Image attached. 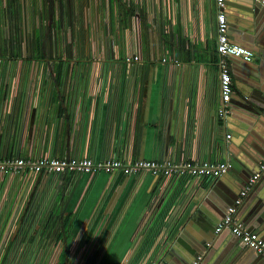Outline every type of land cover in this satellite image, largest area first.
Wrapping results in <instances>:
<instances>
[{
	"label": "crops",
	"instance_id": "obj_1",
	"mask_svg": "<svg viewBox=\"0 0 264 264\" xmlns=\"http://www.w3.org/2000/svg\"><path fill=\"white\" fill-rule=\"evenodd\" d=\"M157 1L167 17L160 27L145 11L153 12ZM128 2L130 8L123 0H0V57L51 56L54 39L64 40L66 55L88 56L90 27L104 20L108 7L118 10L127 41L132 38L126 25L130 13L143 14L138 32L140 62L76 65L62 84L52 79L51 65L44 64L38 79L31 81L30 65L5 61L0 73V93L7 90L6 99L0 96V154L126 162L233 161L234 166L217 181L120 171L84 173L72 179L63 173L44 184L42 196L59 203L60 218L73 216L61 236L72 258L80 255L82 264L158 263L189 217L199 233L208 229L210 234L205 233L209 240L203 249L183 240L179 247L186 256L189 249L202 256L201 264H247L246 246L231 233L215 234L214 220L224 203L233 205L250 177L245 175L256 172L264 158V110L257 104L264 105V13L256 20L242 11L230 22L231 14L244 5L224 0L226 22L233 27H228L230 42L255 52L250 63L226 59L234 94L225 104L226 115H231L225 119L218 115L222 102L215 0ZM160 37L168 59L164 63L157 57ZM129 46L133 47L130 41ZM114 49H123L122 36ZM173 57L177 64L169 61ZM213 185V206L201 204ZM262 200L264 170L235 212L238 221L264 238V219L255 216L260 208L258 215L264 212V203L259 208ZM61 228L60 223V232ZM162 262L183 264L179 254Z\"/></svg>",
	"mask_w": 264,
	"mask_h": 264
},
{
	"label": "built area",
	"instance_id": "obj_2",
	"mask_svg": "<svg viewBox=\"0 0 264 264\" xmlns=\"http://www.w3.org/2000/svg\"><path fill=\"white\" fill-rule=\"evenodd\" d=\"M264 12V0H255ZM130 8L128 0H123ZM109 6V5H107ZM216 6V52L219 55V92L222 105L218 115L224 117L226 110L224 104L228 102L233 94V86L227 57L230 55L227 49L240 46L230 42L228 37V25L226 22L224 0H215ZM131 11V10H130ZM150 20L158 27L166 20L162 2L158 1L151 9L145 10ZM102 22H97L89 30V55L75 56L66 55L64 51V40L62 42L54 39L52 42L55 50L51 56L25 57L21 55L1 56L0 73L4 70L5 61L10 64L30 65V80L36 81L42 72L44 64L51 65V77L53 80H68V74L76 65L82 64H116L136 63L143 60L141 52V40L139 38V25L143 21L140 10H134L128 17L131 28V44L125 38V25L120 19V14L114 6L106 9ZM98 21L100 19L98 18ZM98 24V25H96ZM48 25H46L47 27ZM56 32V30L54 31ZM159 34V33H157ZM122 36V50L114 49L116 42ZM160 36V35H159ZM27 38V36H25ZM127 42L125 44V42ZM158 43V60L162 63L168 59L163 55L162 39H156ZM25 42V40H24ZM61 47H59V45ZM253 54L246 47L240 46ZM172 63L178 60L173 57ZM24 67V66H23ZM22 71L21 69H19ZM23 72V71H22ZM36 84V82H35ZM71 84V82H70ZM0 96L6 99L7 90L2 89ZM2 101V100H1ZM5 101H2V105ZM225 138H230L226 134ZM228 160L215 162H196L190 159L180 161H154L136 159L126 162L116 158H103L95 160L90 157H58L39 153L36 155L0 154V264H82L80 255L72 258V250L69 251L66 238L60 235L58 216L59 203L48 201L42 196V188L45 183L51 184L59 175L67 173L72 179L84 173L95 174L98 172L120 171L124 175H136L146 172L152 175L169 178L177 176L184 179L210 177L217 179L225 175L230 169ZM264 170V158L259 164L258 170L247 180L244 188L239 191L233 201V205L227 207L225 215L215 225L214 233L218 234L228 230L246 247L252 249L257 255L264 259V238L258 235L235 218L237 207L242 203L244 197L261 176ZM71 185L66 188L67 195L70 194ZM60 215V214H59ZM202 256L197 255L190 264H199Z\"/></svg>",
	"mask_w": 264,
	"mask_h": 264
},
{
	"label": "water",
	"instance_id": "obj_3",
	"mask_svg": "<svg viewBox=\"0 0 264 264\" xmlns=\"http://www.w3.org/2000/svg\"><path fill=\"white\" fill-rule=\"evenodd\" d=\"M239 2H241L244 6H243V8L239 9L238 12H236L235 14H233V15L231 14V17H230V20H229L230 22H231L232 19L234 20V18H236L235 16L240 15V14H243L242 11H244L246 14H251L252 13V15H254V17H255L256 20L260 16H262L263 13H264L263 12V9L260 7L259 3L257 1H255V0H239ZM227 10L228 9H227V6H226L225 7V12H227ZM227 25H228L229 28L230 27L233 28L231 24H227ZM230 35H232V34H230ZM248 50H250L253 55L255 54V52H253L252 49H248ZM230 57H232V56H229L228 58H230ZM240 58L242 60H244L242 57H240ZM246 62L250 63L252 61L250 60V61H246ZM233 94H234V90H233ZM244 102L249 104V99H247V97H245L244 98ZM253 103H254V101H251V104H253ZM225 104H224V107H226ZM257 104L259 105V107H260L261 110H264V105L262 103L257 102ZM224 117H225V119H229L231 117V115H225ZM230 164L234 166L233 161H231ZM245 176H251V173H247ZM221 177H219L218 179H220ZM215 194H216V185H213V187H211L209 189V191H207L205 193L204 197L202 198L201 204L212 207L213 204H214L213 203V200L215 198L214 197ZM263 203H264V201L262 200L261 203L259 204L260 205L259 208L261 206H263ZM227 204H229V203H227ZM227 204L224 203L223 208L221 206V208H222L221 211L222 212L220 211L221 213H219L218 218L214 220V224L215 225L225 215V212H226L225 209L227 208L226 207ZM259 210H258V212H259ZM258 212H256V214H255L256 218L259 216L257 218L258 220L264 219V212H261L259 215H258ZM255 216H254V218H255ZM191 220L195 223V220L193 218L189 217L188 219H186V221H184V223H182L180 225V228H179L178 232L175 233V235L173 236V238L169 241V243H168L169 245L168 244L166 245V247L164 248V250H163V252H162V254H161V256H160V258L158 260V263H155V264H165L162 261H165L167 257L170 258V257H172L173 255H176V254H179L180 255L181 260L183 261V264H188L189 262H191L195 258L196 254L194 252H191L189 249L186 248L187 251H189V253H190V254H188V256H186L187 253L186 252L184 253L180 249V247H179V245H181V246L184 245L183 240H188L189 242H192L193 244L201 247L202 249L204 248V242H205V240H207L206 242H208V240H209V238H207L206 234L207 233L210 234V232H209L208 229H203L205 231L199 233L193 227L194 224H192V221ZM225 233H230V232L228 230H224L222 235H224ZM241 245H244V244L242 243ZM246 248L248 249L247 251H249V253H248L249 256H247V258L245 259L247 261V264H257V263L260 264L261 261H262V257L260 255H257L252 249H250L248 247H246ZM196 249H197V247H196ZM178 250L182 251L185 255H183L182 253H180ZM200 262H202V261H200ZM200 262H199V264H201ZM243 264H246V263H243Z\"/></svg>",
	"mask_w": 264,
	"mask_h": 264
},
{
	"label": "clouds",
	"instance_id": "obj_4",
	"mask_svg": "<svg viewBox=\"0 0 264 264\" xmlns=\"http://www.w3.org/2000/svg\"><path fill=\"white\" fill-rule=\"evenodd\" d=\"M228 54L234 55L237 58L243 57L245 60H249L251 57V53L246 51L244 48L240 46H234L227 49Z\"/></svg>",
	"mask_w": 264,
	"mask_h": 264
},
{
	"label": "trees",
	"instance_id": "obj_5",
	"mask_svg": "<svg viewBox=\"0 0 264 264\" xmlns=\"http://www.w3.org/2000/svg\"><path fill=\"white\" fill-rule=\"evenodd\" d=\"M72 222H73V216H71V215H66L65 217H63L61 219V227H62L61 230H62V232H60L61 233L60 235L67 232V230L70 227V225L72 224Z\"/></svg>",
	"mask_w": 264,
	"mask_h": 264
}]
</instances>
